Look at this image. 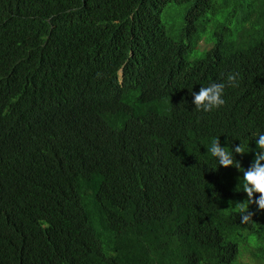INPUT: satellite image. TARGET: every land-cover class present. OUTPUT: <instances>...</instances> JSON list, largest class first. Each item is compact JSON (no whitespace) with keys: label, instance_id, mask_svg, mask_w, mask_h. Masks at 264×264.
I'll use <instances>...</instances> for the list:
<instances>
[{"label":"trees","instance_id":"16d2710c","mask_svg":"<svg viewBox=\"0 0 264 264\" xmlns=\"http://www.w3.org/2000/svg\"><path fill=\"white\" fill-rule=\"evenodd\" d=\"M168 1L85 0L75 27L46 20L38 35L29 37L30 52L15 58L5 48L13 31L6 32L8 23L0 24V264H115L125 252L129 259L122 264H192L205 249L202 220L208 212L221 210L213 197L247 199L242 178L246 168L220 166L207 149L219 138L236 160L246 159L257 151L255 138L244 155L234 153L217 129V109L202 112L175 102L159 84L145 93L143 118L153 140V163L162 172L160 183L143 194L140 206L123 199L132 192L125 187L110 191V184L102 186L119 175L147 172L148 149L140 126L131 120L139 102L117 103L99 115L81 113L73 80L99 88L102 69L118 61L106 45L119 31L109 22L134 11L133 24L152 36L151 22L159 21ZM174 1L186 3L184 21L194 28L196 44L215 30V44L207 53L218 52L228 74L239 73V87L226 86L224 94L246 96L241 124L264 133V0ZM230 8L238 15L234 29L222 22ZM32 14L40 10L26 4L24 17ZM124 36L129 49V35ZM168 40L161 28L154 48L161 65L150 75L154 78L178 61V44ZM133 51L145 58L151 47L138 41ZM219 67L216 63L202 71L198 66L195 88L210 80L226 82L227 77L215 71ZM183 152L194 156L183 161ZM156 194H161V202L150 208ZM238 217L232 207L223 227L234 232L238 226L232 220ZM97 227L107 234L106 240ZM237 253L238 248L225 254L208 249L206 262L237 264Z\"/></svg>","mask_w":264,"mask_h":264},{"label":"clouds","instance_id":"9594fccd","mask_svg":"<svg viewBox=\"0 0 264 264\" xmlns=\"http://www.w3.org/2000/svg\"><path fill=\"white\" fill-rule=\"evenodd\" d=\"M176 3L171 0L167 3ZM85 0H0V24L8 23L7 30L13 31L6 40V52L10 58L15 56H24L30 52L29 37L36 36L38 28L42 27L46 20L62 21L65 28L75 27L82 19L83 5ZM26 4L32 5L40 10V14H32L24 17V7ZM166 4L159 12V21L155 20L153 25V35L140 27L134 25V11L126 14L121 20L112 19L109 22L113 27L119 30L117 36H112L113 41L106 44L111 53L118 58L115 65L100 72L101 84L99 88H94L87 80H73V85H78L77 99L79 100V112H94L99 115V111L109 109L111 106L120 104H132L139 102L131 110V120L136 122L141 131L148 149L149 158L147 172H137L135 177L119 175L109 181H103L102 186L106 188L107 184L111 187L107 189L112 191L117 186L125 187L129 193L122 195L123 199L134 205L140 206L142 196L156 188L161 181L162 172L153 163L151 144L153 143L151 132L148 124L143 118V100L147 89L154 85H165L168 96L175 102L183 105H194L197 111L211 112L217 109L218 119L216 126L220 133L225 136L234 146L233 151L236 154L244 155L245 148L250 143L251 138H255L257 151L255 155H250L246 159L243 157L235 159V156L222 147L220 139L212 141L211 146L207 149L215 157L220 166L225 168L235 167L243 170V192L247 193V199L243 202H232V199H222L213 197L212 201L215 206L221 210H212L207 213L202 220L203 232L207 235L204 243V251L200 252L197 258L191 261L192 264H209L206 259L210 256L207 254L208 249H213L221 253L230 252L233 248L240 249L237 253V264H264V133L245 128L241 122L243 116L241 107L246 104V96L239 94L237 91H227L224 94L225 87H239L237 77L239 73L228 74V64L222 60L218 52L207 53L215 44L213 35L215 30L203 35L196 44L194 28L190 27L184 21L186 9L184 7L183 17L176 35L172 34L162 20L161 13ZM6 13V16L4 13ZM237 13L230 8L225 13V22L227 29H234L236 26ZM250 26L246 22L245 28ZM120 27L124 28L120 32ZM163 28L172 40L178 44L177 54L178 61L175 60L168 68L161 69L157 77H152L161 65V54L155 48V42L160 39V30ZM128 33V42L131 43L127 48V40L124 34ZM114 41L116 45L114 47ZM138 41L143 47H151V52L143 58L141 54H135L133 49ZM198 53H193L194 51ZM205 51V52H204ZM103 60L105 54L103 53ZM219 64L216 72H222L226 77V82L219 80H210L193 85V74L198 66L202 71H206L212 64ZM222 82V83H215ZM201 87V88H199ZM4 86L0 88L3 90ZM194 155L192 152H183L180 159L188 161ZM128 182L127 184H125ZM238 191V190H237ZM230 201V202H229ZM161 202V194H156L150 200V208L157 207ZM230 204H229V203ZM234 203V204H233ZM233 204V205H232ZM255 205L256 210L250 211V205ZM231 205L235 208L239 217L235 220L238 228L234 232L228 231L223 227L224 223L230 221L225 219V214L231 211ZM97 231L104 240L107 234L99 227ZM249 253L250 261L241 262L240 258L244 253ZM129 259L128 252H125L121 258L114 259L115 264H122Z\"/></svg>","mask_w":264,"mask_h":264},{"label":"rangeland","instance_id":"374dc122","mask_svg":"<svg viewBox=\"0 0 264 264\" xmlns=\"http://www.w3.org/2000/svg\"><path fill=\"white\" fill-rule=\"evenodd\" d=\"M186 6L185 2H178L176 3H169L168 6H165L161 17L167 28L172 32V34L176 35L178 32L179 25L181 23L182 17H183V11L184 7ZM193 53H198V51H194ZM250 254L244 253L243 256L240 258V261L243 262H249L250 261ZM250 264H255L254 261H252Z\"/></svg>","mask_w":264,"mask_h":264}]
</instances>
